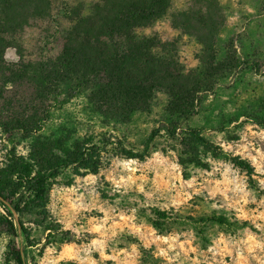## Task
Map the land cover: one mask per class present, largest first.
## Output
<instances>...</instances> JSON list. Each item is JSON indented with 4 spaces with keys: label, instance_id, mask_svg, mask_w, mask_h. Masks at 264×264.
<instances>
[{
    "label": "rangeland",
    "instance_id": "rangeland-1",
    "mask_svg": "<svg viewBox=\"0 0 264 264\" xmlns=\"http://www.w3.org/2000/svg\"><path fill=\"white\" fill-rule=\"evenodd\" d=\"M27 1L0 0V165L57 137L76 145L104 131L142 149L161 121L176 128L175 139L165 130L156 136L145 158L111 152L95 173L64 170L48 194L50 218L38 226L24 215L41 242L28 250L29 264H264V0H219L226 21L217 61L233 69L201 93L195 115H169L170 95L160 89L125 121L104 118L88 88L72 94L70 84L42 82V64L99 0ZM197 5L172 0L166 15L139 30L172 44L188 74L201 69L203 45L174 27L172 14ZM188 127L213 144L195 141ZM233 156L253 165L252 178ZM210 217L225 222L203 221ZM8 240L0 231V264Z\"/></svg>",
    "mask_w": 264,
    "mask_h": 264
},
{
    "label": "trees",
    "instance_id": "trees-1",
    "mask_svg": "<svg viewBox=\"0 0 264 264\" xmlns=\"http://www.w3.org/2000/svg\"><path fill=\"white\" fill-rule=\"evenodd\" d=\"M37 1L39 5L43 0ZM195 1L196 7L173 13L172 24L203 45L202 67L197 73L184 72L172 44L157 34L139 32L166 15L172 0H99L90 14L74 19L61 38L57 56L42 64L43 85L61 89L70 84L72 94L88 88L104 118L122 121L146 109L155 92L163 89L170 95L169 115L189 119L198 111L201 93L218 83L221 70L233 69L231 62L225 67V61H217L216 38L226 21L219 0ZM163 130L175 139L176 128L163 120L142 149L128 145L122 136L101 131L76 145L57 137L32 144L27 154L10 153L0 165V231L9 236L3 264H29L28 250L38 248L41 242L24 215L34 214L38 226L50 218L48 194L64 170L72 169L75 176L95 173L104 165V154L111 152L145 158ZM188 132L202 145L213 144L201 128L188 127ZM232 160L252 178L255 169L249 161L240 156ZM203 221L225 222L222 217Z\"/></svg>",
    "mask_w": 264,
    "mask_h": 264
},
{
    "label": "clouds",
    "instance_id": "clouds-1",
    "mask_svg": "<svg viewBox=\"0 0 264 264\" xmlns=\"http://www.w3.org/2000/svg\"><path fill=\"white\" fill-rule=\"evenodd\" d=\"M9 87H11V85H9Z\"/></svg>",
    "mask_w": 264,
    "mask_h": 264
}]
</instances>
